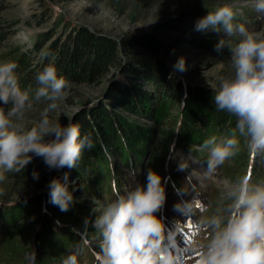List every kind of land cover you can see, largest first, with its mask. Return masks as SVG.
Returning a JSON list of instances; mask_svg holds the SVG:
<instances>
[{
  "label": "trees",
  "instance_id": "trees-1",
  "mask_svg": "<svg viewBox=\"0 0 264 264\" xmlns=\"http://www.w3.org/2000/svg\"><path fill=\"white\" fill-rule=\"evenodd\" d=\"M2 8L0 6V11ZM205 11L208 14L214 10ZM6 27L1 29L0 45L10 33V26ZM31 42L30 49L15 56L9 52L0 57V63L10 59L18 65L15 71L23 73L18 77L22 89L31 86L34 90L36 75L49 63L55 64L58 75L66 78L69 85H95L102 83L112 70L119 74L117 80L110 83L103 99L83 107L70 118L69 123L80 127L82 137L90 135L94 147L84 150L77 168H64L65 173L76 176L72 183L67 182L73 195L69 210L61 211L50 203L49 184L26 201L0 206V256L4 245L30 236L33 231L30 244L27 243L36 251L38 264H61L81 243L76 225L94 217L88 199H83L85 195L98 198V194L107 188L114 193L110 198L111 203L114 202L116 193L122 195L123 191V181L117 176L121 167L141 171L148 168L147 174L149 170L154 171L161 177L162 184L165 164H169V156L174 150L182 149L203 164L208 163V149H201L203 141L212 136L218 141L227 137L235 128L236 117L216 111L214 95L218 89L191 84L183 86L177 81L170 64L156 57L161 48L152 35L139 41L138 45L144 47V51L133 50L126 39L92 31L84 25L74 26L59 35L42 33ZM196 43L216 48L212 41L199 39ZM45 53L51 55L45 56ZM33 54H40L35 64L31 61ZM124 55L131 57L130 63ZM123 75L129 79H118ZM133 118L146 121L141 123ZM159 134L168 142L171 140L173 146H162L160 150L157 145ZM240 140L238 155L225 161L217 172L231 181L250 170L253 183H264V160L250 159L244 138ZM29 156L30 162L20 172L6 174L25 180L33 177L35 172L41 178L50 174L52 180H60L61 175L55 173V169L49 171L42 157L34 153ZM167 183L170 191L183 189L174 178ZM29 211H37L38 219L27 224L24 221ZM88 225L91 230H85L86 235L94 231L89 222ZM88 249L86 246L78 256L79 263L86 258L90 261ZM9 252L4 264H26L23 257L27 253L26 245L13 244ZM7 254L8 249L4 251V255Z\"/></svg>",
  "mask_w": 264,
  "mask_h": 264
},
{
  "label": "clouds",
  "instance_id": "clouds-1",
  "mask_svg": "<svg viewBox=\"0 0 264 264\" xmlns=\"http://www.w3.org/2000/svg\"><path fill=\"white\" fill-rule=\"evenodd\" d=\"M255 10L264 13V0H256ZM237 12L224 5L209 11L196 23L197 31H223L229 39H221L216 45L220 51L227 46L231 51L234 75L221 79L215 91L214 104L218 112L236 117V125L228 136L219 140L212 136L203 141L201 149H208L206 177L215 176L225 161L240 152V138H244L250 159L264 160V32L249 31L244 24L235 22ZM239 37L233 45L231 38ZM51 53H45L50 56ZM14 61L0 63V183L6 180V172H20L34 153L44 159L49 168H77L85 149L94 147L90 135L81 136L80 127L68 123L62 127L54 123L49 113L58 108L68 88V81L58 75L54 63H49L36 75L37 87L22 89L16 74ZM177 71H185V61L180 58L174 65ZM44 103L39 120L31 127L27 113L34 105ZM54 139L45 141L46 136ZM187 168V162L179 170ZM38 179V173H33ZM68 174L64 182L53 179L50 203L61 211H68L73 195L68 190ZM191 183V177L188 178ZM183 194L186 189H178ZM166 200L161 177L152 170L147 174V189L137 187L124 195L116 193L103 214L95 220L99 252L97 264H183L181 257L166 250L165 228L155 215ZM177 209L187 213L199 211L202 219L198 227L208 233L204 242L194 241L187 249L197 256L196 264H264V184L251 180V171L234 180L222 182L215 210L199 199L182 202ZM174 235V233H173ZM90 244L85 236L61 264H79L84 248ZM26 264H38L36 251L25 253Z\"/></svg>",
  "mask_w": 264,
  "mask_h": 264
},
{
  "label": "rangeland",
  "instance_id": "rangeland-1",
  "mask_svg": "<svg viewBox=\"0 0 264 264\" xmlns=\"http://www.w3.org/2000/svg\"><path fill=\"white\" fill-rule=\"evenodd\" d=\"M255 4L256 0H0V6H3L0 11V33L2 32L1 29L10 26L7 39L0 45V57L9 52L15 56L22 50L30 49L31 41L42 33L54 32L55 35H59L64 30L68 31L74 26L84 25L92 31L126 39L132 49L136 51H144V47L138 45L139 41L145 36L152 35L158 40L161 48L156 57L170 64L177 81H180L183 86L191 84L219 89L222 78L234 75L231 51L227 46L217 51L216 48L197 45L196 42L200 39L212 41L217 45L221 39L229 38L223 31L219 33L197 31L196 23L207 15L205 10H215L217 7L229 5L237 12L235 22L244 24L249 31L264 32V13H258L255 10ZM4 32L7 31L4 30ZM238 40V36L231 38L233 45ZM39 57L40 54L32 55L33 64L38 61ZM180 58L185 61L186 70L183 72L174 69V65ZM124 59L128 63L131 62L129 55H124ZM16 74L18 77L23 76V73ZM118 75L116 70H112L106 79L102 80V83L95 85L68 84L64 98L58 102V108L49 113L50 119L62 127L67 126L73 114L83 107H88L103 99L110 83L117 80ZM119 78L129 79L127 75L119 76ZM130 78L137 81V78ZM0 106L5 107L6 110L10 107V105L4 106L2 104ZM45 106L44 103H39L28 111L27 123L29 127L39 120L40 112ZM133 119L141 123L146 121L142 118ZM52 139L54 136L45 137V141ZM157 145L160 150L162 146H169L170 148L173 146L172 141L168 142L162 134L158 136ZM194 159L182 149L174 150L170 154L169 164H165V173L162 178L166 200L162 208L155 213L157 218L162 220L165 228L163 244L166 250H170L181 257L183 264H196L197 256L188 253L187 249L193 245L194 241L204 242L208 233L198 227L199 221L203 218L199 211L187 213L177 209L176 205L186 201L190 202L196 198L208 206L209 212L204 215H209L215 210L222 182L230 181L223 178L219 172H216L212 178L206 177L204 173L207 171L208 163H204L205 167H203L198 162L199 160ZM182 162H187V168L183 171L179 170V165ZM64 168L55 169V173L61 175L60 180H64ZM147 169L146 171L140 169L126 170L123 167L118 169L119 174L117 176L123 181L122 195L135 190L137 187L147 189ZM51 170L54 169L49 168V171ZM177 172L178 176H176ZM66 173L68 174L67 182L72 183L76 176ZM5 175L6 180L0 183V206L4 207L19 201H26L35 194L41 193L44 186L52 181L50 174L44 178L38 176V179L30 177L25 180L10 177L6 173ZM189 177H191V183L188 182ZM172 178L183 189H186L183 194H178L174 188L170 191L167 180H172ZM166 185L167 187H165ZM113 194L106 188L102 194H98V198L88 195L83 198L88 199L89 205L94 209V217L92 216L94 219L91 220V217L78 223L76 229L85 234V230H91L88 222L91 224L94 231L87 236L89 238L92 236L90 238L91 248L97 251L99 248L94 223L111 203L110 198L113 197ZM37 219L38 212L29 211L24 222L30 224ZM30 232L33 233V231ZM30 236H22L14 239L10 245H4L0 264H4L5 259L10 256L9 250L13 244L14 246L18 243L26 245L27 252H29L31 250ZM7 249L8 254L4 255V251ZM93 255L95 256L94 253ZM83 260L87 261L86 264H97V261L92 257H90V262L88 258ZM24 262H26L25 259Z\"/></svg>",
  "mask_w": 264,
  "mask_h": 264
}]
</instances>
